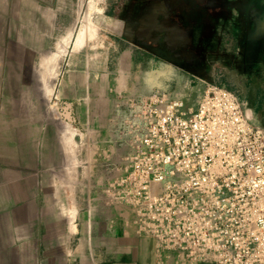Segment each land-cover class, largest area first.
<instances>
[{
	"label": "crops",
	"instance_id": "1",
	"mask_svg": "<svg viewBox=\"0 0 264 264\" xmlns=\"http://www.w3.org/2000/svg\"><path fill=\"white\" fill-rule=\"evenodd\" d=\"M188 1L197 16L220 20L229 5L243 13L241 27L203 28L198 72H187L243 96L264 124V0ZM257 10L256 25L245 22ZM74 13V0H0V264H174L139 234L129 207L94 204L88 190L117 172L127 150L126 100L152 87L131 73L116 78L115 63L107 69L89 54L71 58L51 86L37 67L61 17ZM129 44L119 56L131 71L140 47Z\"/></svg>",
	"mask_w": 264,
	"mask_h": 264
},
{
	"label": "built area",
	"instance_id": "2",
	"mask_svg": "<svg viewBox=\"0 0 264 264\" xmlns=\"http://www.w3.org/2000/svg\"><path fill=\"white\" fill-rule=\"evenodd\" d=\"M117 172L88 184L94 204L129 207L174 264H264V124L213 82L190 110L171 92L133 94Z\"/></svg>",
	"mask_w": 264,
	"mask_h": 264
},
{
	"label": "rangeland",
	"instance_id": "3",
	"mask_svg": "<svg viewBox=\"0 0 264 264\" xmlns=\"http://www.w3.org/2000/svg\"><path fill=\"white\" fill-rule=\"evenodd\" d=\"M117 2L119 0H74V15L61 17L58 25L59 30L53 40L52 47L36 60L37 67L41 70L43 59L49 54L54 55L44 75L46 78L45 84L51 86L53 79L65 70V67L70 66L71 58L80 54H89L92 59L94 57L96 60L104 61L107 65L111 62L115 63V66L111 67L116 78L124 79L131 73V77L136 76L139 79L135 80L134 84L148 88L152 87V91L156 89L169 91L174 96L182 99L190 110L194 109L206 89V82L187 72V69L168 62L140 47L138 57H135L139 59H137L131 71L128 70L127 61L129 58L126 60V58H120L119 55L128 52L130 44L123 36L106 26L109 23L105 16L106 12L109 8L116 6ZM92 17L96 18L94 24L96 37L82 51H73V43L84 21L88 18L91 20ZM140 63L141 66L137 67ZM109 67L108 65L107 69ZM124 135L129 136L130 139L124 154L126 156L132 146V136L127 133Z\"/></svg>",
	"mask_w": 264,
	"mask_h": 264
},
{
	"label": "flooded vegetation",
	"instance_id": "4",
	"mask_svg": "<svg viewBox=\"0 0 264 264\" xmlns=\"http://www.w3.org/2000/svg\"><path fill=\"white\" fill-rule=\"evenodd\" d=\"M232 8L233 10L237 9L235 5L234 7L229 5L227 10H225V14L218 20L217 15L211 12L205 16H197L195 7H192L188 0H119L116 6L114 5V7L107 10L105 16L109 21V28L123 37L128 28L136 34L137 28L141 25L140 20L147 18L150 14L155 15L164 22L168 20L181 21L193 33L192 40L189 41L183 50L184 59L187 60L183 64L185 69L194 70L196 73L198 72L197 57L199 54H202L199 53L202 48L198 45L205 43L203 28L212 25L217 27L219 24H214L217 21L221 22V28L241 27L243 25L244 16H241L243 13L238 11V16L232 14ZM260 16L261 14L257 10L252 19L249 21L247 18L245 22H249V24L254 22L253 24L256 25V21ZM156 34L158 33L156 32ZM162 36L163 34L159 35L160 44L163 43ZM212 55L213 53L211 54L210 62L213 58ZM259 116L264 123V117L262 115Z\"/></svg>",
	"mask_w": 264,
	"mask_h": 264
},
{
	"label": "water",
	"instance_id": "5",
	"mask_svg": "<svg viewBox=\"0 0 264 264\" xmlns=\"http://www.w3.org/2000/svg\"><path fill=\"white\" fill-rule=\"evenodd\" d=\"M160 21L155 15H149L145 19H141V25L138 27L136 34L127 29L124 33V38L136 46L145 48L154 55L176 65L185 68L183 62L185 46L189 43L190 39L179 22L173 21ZM105 25V24H104ZM109 27V24H106ZM156 32L158 35H156ZM163 34V43H159V35ZM64 118L68 121L72 120L70 106L66 105L62 112Z\"/></svg>",
	"mask_w": 264,
	"mask_h": 264
},
{
	"label": "bare ground",
	"instance_id": "6",
	"mask_svg": "<svg viewBox=\"0 0 264 264\" xmlns=\"http://www.w3.org/2000/svg\"><path fill=\"white\" fill-rule=\"evenodd\" d=\"M95 20L94 17L90 20L88 18L87 20L84 21L83 26L81 27V30L75 39L73 43V51H82L84 48L88 47V45L91 44V41L96 37V28H95ZM53 54L47 55L43 61L41 62V72L45 75L48 66L53 58ZM45 78V76H44ZM46 79V78H45ZM254 113V112H253ZM255 114V113H254Z\"/></svg>",
	"mask_w": 264,
	"mask_h": 264
}]
</instances>
